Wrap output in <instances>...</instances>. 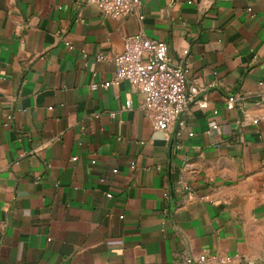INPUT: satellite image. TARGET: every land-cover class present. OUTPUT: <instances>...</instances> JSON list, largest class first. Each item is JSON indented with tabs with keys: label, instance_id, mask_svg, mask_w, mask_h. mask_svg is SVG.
Wrapping results in <instances>:
<instances>
[{
	"label": "crops",
	"instance_id": "0c3cea01",
	"mask_svg": "<svg viewBox=\"0 0 264 264\" xmlns=\"http://www.w3.org/2000/svg\"><path fill=\"white\" fill-rule=\"evenodd\" d=\"M136 34L183 58L197 92L170 140L128 83L98 87ZM206 252L264 264V0H141L120 18L84 0H0V264Z\"/></svg>",
	"mask_w": 264,
	"mask_h": 264
},
{
	"label": "built area",
	"instance_id": "2783aa9c",
	"mask_svg": "<svg viewBox=\"0 0 264 264\" xmlns=\"http://www.w3.org/2000/svg\"><path fill=\"white\" fill-rule=\"evenodd\" d=\"M84 2L95 5L102 15L111 18L134 14L141 5V0H84ZM66 45L69 47V43ZM113 63L115 66L113 78L98 87L108 88L118 86L122 82L128 83L142 96L141 110L150 121L152 129L161 132L167 140L172 136H179L184 127L182 115L189 101L197 94L195 88H188L187 62L183 58L176 61L170 59L168 45L165 42L136 34L124 38L123 50L115 56ZM96 88V85L92 86V89ZM234 102L233 97L227 98V110L233 109ZM195 104L202 110L207 107L205 101H195ZM128 108L130 102L124 107V109ZM109 115L114 118L116 114ZM218 129L214 121L209 123L210 132H217ZM175 147L178 148V145ZM75 160L76 158L72 159ZM106 197L111 198V194L107 193ZM120 219L123 217L121 216ZM231 262L232 259L226 255L207 252L197 256L188 255L182 260V264H230Z\"/></svg>",
	"mask_w": 264,
	"mask_h": 264
}]
</instances>
